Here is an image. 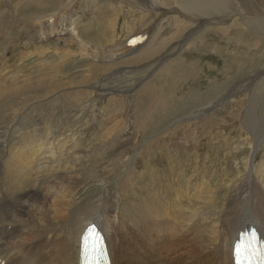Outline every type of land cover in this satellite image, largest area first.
Segmentation results:
<instances>
[{
    "label": "bare ground",
    "instance_id": "6f19581e",
    "mask_svg": "<svg viewBox=\"0 0 264 264\" xmlns=\"http://www.w3.org/2000/svg\"><path fill=\"white\" fill-rule=\"evenodd\" d=\"M242 1L246 3V0ZM247 1L245 9L248 10L247 12L249 15L246 13L247 16H245V21L242 20V23L239 20L235 21L232 26L227 27L228 29H224L228 31L237 25L241 26V29H243V27L251 29L260 37H264V20H257L254 18L258 16L256 15V11H260L259 5L264 8V0H259L260 3L257 0ZM255 1L258 5L255 4ZM74 2V0H70L69 3H66L65 8L62 7L64 9L63 12H66L65 14L67 16H61L59 13V17H62V22L71 19L74 21V18L69 16L70 9L74 8ZM148 2L154 7L156 0ZM177 2L181 10H183L182 17L188 18L189 15L197 19H194L196 28H202L205 24H212L209 21V17H212L215 13L216 15L227 12L234 13L235 10L241 12V9H244L239 0H177ZM34 3L43 7L41 2ZM120 4H130L132 9L135 10H138L139 6H141L129 0L121 2ZM67 9H69V11H67ZM74 9L76 10V7ZM253 10L256 13L253 12L254 14H250ZM261 10L264 11L263 9ZM262 11L260 12L262 13ZM115 13L117 19L120 10L116 9ZM261 13L259 15H262ZM51 15L52 17L47 16L44 18V21L40 23L41 26L44 25L42 36H45V34H48L50 37L57 36L63 28H65L68 33L70 30L74 29V24L69 30L70 22L66 21L68 22L67 26L64 24L66 22L62 23L58 21V15L56 16L54 13ZM36 17L37 16L29 17L22 21L27 25L29 24V20ZM39 17L40 16H38V18ZM231 17L233 18V16ZM31 23L32 22H30V24ZM170 24L173 27L167 34L165 40L163 38V43L161 42V44H158L159 46L153 49H151L152 45L150 48L148 46L145 50L131 58V62L138 63V61L147 60L150 62H147L148 65L146 69L153 70L156 65H159L160 68H158V70L155 68V71H157L156 74L163 70L167 72V75H170L174 70L172 68H167L171 62V59H167L175 53L178 46L180 49L184 47L185 42L196 33V31L190 29L182 41L179 40V43H175L176 39H179L178 37H180L181 33H183V31L186 32L187 30L185 29H189L190 26L187 25V22L178 21V19H172ZM160 25L161 22L157 27H160ZM67 27L68 29H66ZM241 29L240 31H242ZM234 30L233 32L239 31ZM72 32L73 36L80 41V44L83 43L84 45V42L79 37V32H77V30ZM101 39L110 41L108 43L110 44L108 49H115L118 46V44L115 43L117 40H114V34L110 35V37L105 35ZM255 42L257 43L253 46H255L257 50L260 49V51H263L262 47L264 44L262 45L258 40ZM29 46H31V44ZM167 47L168 51L164 52ZM124 49H126V47ZM114 51L115 50H112V52ZM42 52L43 51H41V53ZM112 52L110 51L109 53L111 54ZM70 53L66 52L67 58L72 55ZM106 54H108V52ZM261 56L262 58L264 57V52L261 53ZM163 57L165 58L163 59ZM257 58L258 60L260 59L259 56ZM178 60L176 58V60L172 61V64H176L175 67L180 63ZM189 62L190 59L188 58L182 59V63L186 65L189 64L190 67L193 62ZM262 65L263 66L257 72L261 77L257 80L253 79V83L255 82L254 89L256 88V95L252 105L257 104L255 99L258 96V87L262 85L259 83L260 85L256 86L258 80L264 75V63ZM1 68L5 70L12 67L8 66V62H4ZM146 69H144L145 72ZM9 73H11V70ZM124 75L130 76V79H132L135 72H128ZM28 77H26L27 79L25 81L27 83L24 84V82L20 83V79L23 80L24 78L19 75H15L14 80H12L13 77H5L4 72H0V110L2 111L3 109L7 113L5 116L2 112V124L5 122L7 123L1 132L0 151L3 152L4 156L7 153L10 157L7 161L0 162V264H80L81 236L87 226L95 223L105 236L111 264H174L175 260L179 263V251L189 255V258H187L184 264H234L233 245L241 231L248 229L250 226H254L259 231L261 237L264 238V168H261L259 171L254 170L253 178L256 181L257 189L254 187L253 181H249L255 197L243 196L242 198L245 206L240 209L239 213L236 215L223 212L220 221L215 224L216 229L212 227L211 222L213 221L210 220L209 217L205 218L202 214H194L197 210H209V194L213 191H224L230 187V185L227 181L222 180L227 174L226 170L220 174L219 171H213L211 175H220L222 177H220L221 180L212 182L209 177L210 174L206 172V175L203 176L202 173L196 171L197 168L195 164L194 170L191 171L192 165L189 164V166L185 168V164L183 166L181 162H178V154L181 152V144L179 141H182L184 145L185 141H183L182 138L189 134L197 135L196 129L200 127V125H193L191 122L190 125L185 126L173 123L170 125L171 128L169 127L166 129L162 137L153 142L150 141L151 143L147 147L150 153L142 158H137L138 162L141 163V172H137V168H135L130 179L126 180L127 176H125V181L120 180L117 182L115 186L117 187L116 190L113 191V188L110 189L106 187V189H104L106 191L103 199L97 198L93 201L90 200L88 203H85V200L79 201L77 191L79 182L86 178L93 181H95V179L105 181L109 175H115L117 173V164L111 167H101L103 170L101 175H98L96 171L94 172L96 160H93L92 157L97 155L98 148L95 147L96 145L93 143L92 139L88 140L84 138L88 128L84 124H79L77 121L81 118L80 113L83 114V108L88 106L86 105L88 103H91L89 106L92 107L90 110L88 109L91 116L95 118L96 114L94 111L102 113V110H98L94 107H98L100 103L108 101L109 97L114 93H112L111 96L100 94L95 98L89 97V94L81 91L64 92L59 94V96L50 97L51 99L49 100V95L58 89V87L53 88L52 91H50L51 93L48 92L47 94H40L38 92L32 93V88L38 86L37 89H39L40 87L46 86V82H40L36 77H34L33 81H30ZM90 79L92 78L89 77V80ZM162 79H164V77ZM149 81L150 80L141 83L138 94L136 93L137 95L148 98L152 95V97H154L152 93L154 87ZM122 87L128 92L134 88L132 83ZM160 87L161 95L165 96L166 87ZM45 88L47 89V86ZM59 88H63V86ZM102 88L104 87L100 84L99 87L95 85L92 90L96 91ZM24 89H28V91H22ZM235 91L237 94L238 90ZM235 91H233V93L230 92L228 94L229 97L235 95ZM94 92L92 93L94 94ZM63 97H66L65 99L69 104H71L72 100V104L66 106ZM69 97L72 99L70 100ZM97 98H99V101ZM238 102H240V100ZM260 103L264 107V100L262 97ZM105 106L107 107V105ZM156 108H158V106ZM248 110L251 111L252 109L248 108ZM113 111L114 113L112 114L118 116L119 109L115 107ZM137 111L141 112L138 110V107ZM151 113L147 115V119L152 121L153 118L151 119ZM204 115L205 114H203V116ZM137 116L139 117V115ZM26 117H32L37 122H23ZM107 118H109V115ZM38 119L42 121L41 125L36 124L39 122ZM59 119L63 120L61 124L60 122H56ZM182 120L183 119H179V121L184 122L190 121V118L184 119V121ZM64 121L66 124L63 123ZM126 121L128 125L127 128L130 130L131 124L134 123L135 120L131 121L126 117ZM139 123L140 119L138 124ZM242 123V127L239 125V127L232 128L233 133L231 134H238L239 132L245 131L252 133L257 140L254 149L255 147H260V151L264 143V137L261 138L260 136L261 131L258 126L259 120L245 116ZM76 124L79 126L76 127ZM155 128H157V126ZM120 130L123 132L124 129ZM116 132L119 131L108 130L106 131V135ZM2 137L4 138V143L1 142ZM137 138H140L138 134ZM139 152L142 153L143 151ZM257 153L258 149L252 153L251 158L253 159ZM161 157L163 159H161ZM136 160L132 162L136 164ZM201 170L204 171V169ZM128 173L129 172H126V175H128ZM104 183L105 182H103V184ZM239 191L244 193V191ZM159 220L160 222H157ZM200 222H203V225H201ZM206 223L211 227H209V231L207 230L208 226ZM131 234L139 236V239H135ZM174 240L178 241L176 244L178 247H173L172 249L171 246ZM139 241H141V243L136 244ZM196 243L201 244L205 249L207 255L205 259H195V257L200 256L194 253V249L197 248ZM157 250L161 253L166 252L167 256H169V258L167 257L168 260L165 259V257H163V259L159 258L155 254ZM153 253L155 255H153ZM160 260L162 261L160 262Z\"/></svg>",
    "mask_w": 264,
    "mask_h": 264
},
{
    "label": "rangeland",
    "instance_id": "374dc122",
    "mask_svg": "<svg viewBox=\"0 0 264 264\" xmlns=\"http://www.w3.org/2000/svg\"><path fill=\"white\" fill-rule=\"evenodd\" d=\"M74 1L76 3L74 2L73 6L74 8L76 7V10L71 8L69 13V16L74 18V21L72 19L66 20L70 22L69 30L73 24L74 29L70 30L68 33V31L63 28L57 36L50 37L48 34L42 36L44 25L41 26L40 23L44 21L45 17H52L51 14L53 13L56 14V16L58 15L57 17H59V13L61 16L67 17L62 7L65 8L66 3H69L70 0H0V72H4L5 77H13L12 80H14L15 75H19L25 79H20V83L24 82V84L27 83L25 81L28 75L30 81H33L34 77H36L40 82H46L47 89L45 88L46 86L43 85H41L43 87L37 89V86L32 88V93L38 92L40 94H47L52 91L53 88L58 87L53 93L50 92L52 96L49 95V100L64 92L81 91L89 94V97L95 98L100 94L111 96L112 93H114L109 97V102L104 101L100 103L98 107H94L98 110H102V113L94 111L96 114L95 118L91 116L89 110L92 107L89 106L91 103H88L86 104L88 106L83 108V114L80 113L81 118L77 121L79 124H84L89 129H87L88 134L86 133L84 138L88 140L92 139L93 143L96 145L95 147L98 148V153L95 156L96 158L92 157L93 160H96L94 172L96 171L98 175H101L104 166L111 167L117 164V173L115 175H109L105 181L96 179L93 181L86 178L79 182L77 188L78 200H85V203H88L90 200L93 201L97 198L103 199L106 191L104 189H106V187L110 189L113 188L114 191L117 189V187H115L117 182L120 180L125 181V176H127L126 180L130 179L135 168H137V172H141V163L138 162L137 158H142L150 153L147 148L149 144L162 137L163 133L171 124L175 123L176 125L185 126L190 125L191 122L193 125H200V127L197 128L198 130L196 129L197 135L189 134L182 138V140L185 141L184 145L182 141H179L181 144V152L178 154V162H181L183 166L185 164V168L189 166V164L192 165L191 171L194 170V166L196 165V171L202 173L203 176L206 175V172L210 174L209 177L212 182L221 180L220 177H222L220 175H211L213 171H219L220 174L226 170L227 174L222 180L227 181L230 185V187L224 191H213L209 194V210H197L194 214H202L205 218L209 217L210 220L213 221L211 223L214 229H216L215 224L220 221L223 212L231 215L238 214L240 209L245 206L242 197H255L252 192V187L249 184V181L252 180L254 187L257 189L256 181L253 178L254 172L264 168V143L259 151L260 147H255L254 149L257 140L252 133L245 131L239 132L238 134H231L235 127H239V125L240 127L243 126L242 120L245 116H248L252 119L259 120L258 126L261 131L260 136L261 138L264 137V107L260 103L261 97L264 100V75L258 80L256 85L259 86L262 84L258 87V96L255 99L257 104L252 105L256 95V88L254 89L255 82L253 83V81L261 77L257 72L264 63V57L262 58L261 56V53L264 52V46L262 47L263 51H260V49L257 50L253 45L257 43L255 42L257 40L263 45L264 37H260L251 29L245 27L241 29V26L237 25L232 29L239 30L238 32L235 30V32H233L232 29L228 31L224 29L232 26L235 21L239 20L241 23L242 20L245 21V16H247V14L249 15L247 12L248 10L245 9L248 1L246 0V3H243L242 0H239L242 8H244L241 9V12L235 10L234 13L227 12L217 15L215 13L212 17H209V21L212 24H205L202 28H196L195 20L197 19L193 18L194 16L188 15V18L181 16L183 10H181L177 0H156L154 7L148 2L152 0H129L141 5L138 10L132 9L130 4H120L128 0ZM257 1L260 3L259 0ZM34 2H41L43 7L38 6ZM255 4L258 5L256 1ZM116 9L120 10V13H118L119 16L117 15L119 19H116ZM259 9L260 11H262L261 9L264 10L261 5H259ZM67 11H69V9H67ZM260 11H256L257 14L253 10L250 14L256 13L258 16L254 17L255 19L264 20V11H262V13ZM260 13L262 15H259ZM34 16L37 17L29 20V24L27 25L22 21ZM38 16L40 17L38 18ZM231 16H233V18ZM60 17L58 21L62 22V17ZM172 19L187 22V25L190 26L189 29H185L187 30L186 32L183 31V33H181L183 37L180 35L175 43H179V40L182 41L190 29L196 31L194 36L185 42L184 47L180 49L178 46L175 53L167 59H171L170 65L167 68H172L174 71H172L170 75H167V72L163 70L156 74L157 71H155V68L158 70V68H160L159 65H156L152 70L146 69L148 65L147 62L149 63L150 61L141 60L138 61L139 64L137 62H135L137 64L132 63L131 58L145 50L148 46L150 48L152 45L151 49H153L159 46L158 44H161V42H164L167 34L173 27L170 24ZM66 21L64 20V22ZM30 22L32 23L30 24ZM68 22L64 24L68 26ZM160 22V27H157ZM239 28L243 32L240 31ZM66 29H68V27ZM75 30L79 32V37L84 42L85 46L83 43H81V45L80 41L73 36L72 31ZM112 34L115 35L114 40H117L115 43L118 44L120 48L117 46L115 49H108L110 45L108 43L110 41L101 39L105 35L110 37ZM30 44L31 46H29ZM125 47L126 49H124ZM167 49L168 47L164 52H167ZM112 50L115 51L112 52ZM41 51L43 52L41 53ZM110 51L112 52L111 54L109 53ZM66 52H71L70 54L72 55L67 58ZM107 52L108 54H106ZM258 56L260 58L259 60L257 58ZM164 58L165 57H163V59ZM176 58L177 60L179 58V67H175L176 64H172V61L176 60ZM187 58L190 59L189 63L193 62L190 67L189 64L186 65L182 63V59ZM4 62H8V66L12 68L2 70V63ZM144 69H146V72ZM10 70L11 73H9ZM128 72H135L132 79H130V76L124 75ZM161 76L162 78L164 77V79H162ZM89 77L92 79L89 80ZM148 80L151 81H149V83L154 87L152 93L155 98L151 95L152 99L151 97L148 98L137 95L141 83ZM14 83L18 84L16 82ZM125 83L129 85L132 83L134 88L128 92L122 87L126 85ZM100 84L103 85L105 89H99L101 92L99 90H92L95 85L99 87ZM161 85L166 87L165 96L161 95L159 89ZM61 86H63V88H59ZM235 90H238L237 94ZM22 91H28V89ZM233 91H235V95L229 97L227 101L220 103L221 99L229 96L228 94L230 92L233 93ZM92 92H94V94ZM63 98L66 106L72 104L71 97H69L71 104L67 103L66 97ZM97 99L99 101V98ZM239 100L240 102H238ZM105 105H107V107ZM157 106L158 108H156ZM115 107L119 109L118 116L112 114L114 113L113 108ZM137 107L142 113L137 111ZM248 108L252 110L249 111ZM2 112L5 116L7 114L3 109L2 111L0 110V136H2L1 132L7 123L5 122L2 124ZM150 113L152 114V121L147 119V115ZM203 114L205 115L203 116ZM108 115L109 118H107ZM137 115H139V117ZM126 117L131 121L135 120V122L132 123L133 126L131 124L130 127L133 131L127 128ZM189 118L190 121H184V119ZM139 119L140 123L138 124ZM179 119H183L182 121L184 122L179 121ZM61 121L63 120L59 119L56 122H60L61 124ZM23 122L37 121L32 117H26ZM63 123L66 124L65 121ZM36 124L41 125L42 121L39 120ZM78 126L79 125L76 124V127ZM156 126L157 128H155ZM120 129H124L123 132ZM108 130H118L119 132L106 135V131ZM137 134L140 138H137ZM3 139L2 137V143H4ZM256 149H258V153L252 159L251 155ZM139 151L143 152L141 153ZM9 158L7 153L4 156L3 152L0 151V162L7 161ZM161 159L163 158L161 157ZM134 160H136V164L132 162ZM201 169H204V171ZM126 172H129L128 175L130 176L126 175ZM103 182L105 183L103 184ZM239 190L244 191V193H241ZM157 222H160V220ZM200 224L203 225V222H200ZM206 225L209 231L210 226L207 223ZM131 236L135 239H139V236L135 234H131ZM177 242V240H174L171 246L172 249L173 247H178L176 245ZM140 243L141 241L136 244ZM196 246L197 248L194 249V253L200 256L195 257V259H205L207 255L203 246L199 243H196ZM155 254L162 259L163 257L167 260L169 258L166 252L161 253L159 250H157ZM155 254L153 253V255ZM179 255L180 257L178 259L181 264H184L187 258H189V255L183 254L180 251ZM161 261L162 260H160V262ZM179 263H177L176 260L174 261V264Z\"/></svg>",
    "mask_w": 264,
    "mask_h": 264
},
{
    "label": "snow or ice",
    "instance_id": "6c2138e0",
    "mask_svg": "<svg viewBox=\"0 0 264 264\" xmlns=\"http://www.w3.org/2000/svg\"><path fill=\"white\" fill-rule=\"evenodd\" d=\"M93 231H95V229H93ZM96 235L99 237V233H96ZM252 253H255V257L264 259V249H260L258 245L254 247H250L246 244L236 245L234 257L236 264H254L255 257Z\"/></svg>",
    "mask_w": 264,
    "mask_h": 264
},
{
    "label": "water",
    "instance_id": "95a60500",
    "mask_svg": "<svg viewBox=\"0 0 264 264\" xmlns=\"http://www.w3.org/2000/svg\"><path fill=\"white\" fill-rule=\"evenodd\" d=\"M228 98H229V96H227V97H225V98L221 99L220 103H223V102L227 101V100H228Z\"/></svg>",
    "mask_w": 264,
    "mask_h": 264
}]
</instances>
